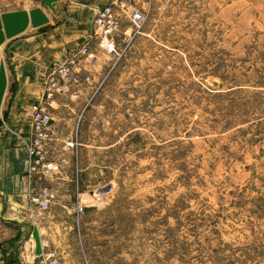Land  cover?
<instances>
[{"label": "rangeland", "instance_id": "rangeland-1", "mask_svg": "<svg viewBox=\"0 0 264 264\" xmlns=\"http://www.w3.org/2000/svg\"><path fill=\"white\" fill-rule=\"evenodd\" d=\"M125 1L144 19L121 17L111 52L89 33L77 48L87 43L100 70L50 108L76 126L61 121L48 155L85 173L84 194L65 207L53 191L45 210L61 229L38 231L28 261L264 264V0ZM36 2L0 0V12ZM9 209L0 199V264L8 253L18 264L15 235L29 236Z\"/></svg>", "mask_w": 264, "mask_h": 264}, {"label": "crops", "instance_id": "crops-1", "mask_svg": "<svg viewBox=\"0 0 264 264\" xmlns=\"http://www.w3.org/2000/svg\"><path fill=\"white\" fill-rule=\"evenodd\" d=\"M108 1L39 0L28 7L0 12V56L3 54L5 64L0 68V199L2 211L6 206L10 208L6 217L10 220L8 223L16 224L25 235L29 234L26 239L22 231L15 235L16 241L21 243L17 244L21 250L18 264L41 253L43 245H39L38 231L46 236L51 223L57 230L62 226L51 220L53 214L49 210L34 215L33 208L38 206L32 197L47 190L52 198L53 191L61 187L64 192L58 196H62L63 206L82 200L84 191H78L77 187L79 182L83 184V179L74 176L72 162L67 158L53 176L28 174L26 146L32 137L31 105L42 97L44 76L50 63L65 60L80 43L88 40L93 11ZM95 66L96 63L91 68L93 77L100 70ZM11 81L14 90L8 96ZM6 97L7 101L11 98L9 103H4ZM61 121L70 125L69 134L76 126L73 120L53 117L49 148L62 132L59 130ZM37 217L40 220L37 221ZM13 256L8 253L5 258L10 260Z\"/></svg>", "mask_w": 264, "mask_h": 264}, {"label": "built area", "instance_id": "built-area-1", "mask_svg": "<svg viewBox=\"0 0 264 264\" xmlns=\"http://www.w3.org/2000/svg\"><path fill=\"white\" fill-rule=\"evenodd\" d=\"M121 17H127L132 24L137 26L144 19V14L138 8L126 3L125 0H113L100 7L92 19L91 36L97 39L99 46L107 52L113 50L112 35L117 30ZM95 56L96 53L90 50L85 43L65 60H54L50 63L44 76L42 97L31 105L32 137L26 146L29 175L51 176L57 173L64 163L65 159L48 155L52 134L50 108L59 96L70 93L72 86L81 82L90 83ZM64 145L72 147V138H66ZM49 199L50 195L47 190H42L32 197V201L37 203L40 211L48 208ZM77 213H83V205L80 203L77 206ZM21 264H62V261L49 253Z\"/></svg>", "mask_w": 264, "mask_h": 264}, {"label": "trees", "instance_id": "trees-1", "mask_svg": "<svg viewBox=\"0 0 264 264\" xmlns=\"http://www.w3.org/2000/svg\"><path fill=\"white\" fill-rule=\"evenodd\" d=\"M81 177H82V179L85 177V173H81ZM79 182V181H78ZM83 187V184L81 185V183L79 182L78 183V187H77V189H78V191H80L81 189H83L82 188ZM119 202V200L118 199H116V200H114L113 201V204H115V203H118ZM112 204V205H113ZM91 210V208H87V207H85L84 209H83V211H85L86 213H88L89 211ZM84 217H85V215H84ZM83 216H82V218L79 220V221H77V222H75V226H74V233L76 232V233H79L81 230L83 231V224L85 223V222H88V221H90V219L87 217V215H86V217L84 218ZM110 221H111V223L112 222H114L113 221V219H112V217H111V219H110ZM80 227V228H79ZM103 244H106V243H103ZM5 251H3V253H4ZM116 253H118V252H116ZM116 253L114 254H112V255H116ZM4 255V254H3ZM5 261L8 263V264H12V261H11V259L9 260V258H5Z\"/></svg>", "mask_w": 264, "mask_h": 264}]
</instances>
